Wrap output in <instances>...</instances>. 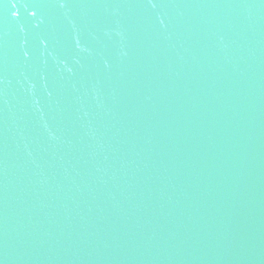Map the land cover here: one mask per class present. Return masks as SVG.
<instances>
[{
  "label": "water",
  "instance_id": "water-1",
  "mask_svg": "<svg viewBox=\"0 0 264 264\" xmlns=\"http://www.w3.org/2000/svg\"><path fill=\"white\" fill-rule=\"evenodd\" d=\"M0 264H264V0H0Z\"/></svg>",
  "mask_w": 264,
  "mask_h": 264
}]
</instances>
